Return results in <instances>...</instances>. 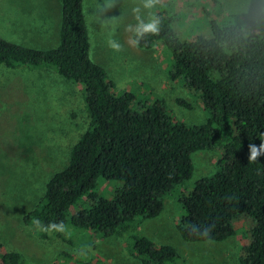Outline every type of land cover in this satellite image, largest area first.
<instances>
[{
    "label": "trees",
    "instance_id": "trees-1",
    "mask_svg": "<svg viewBox=\"0 0 264 264\" xmlns=\"http://www.w3.org/2000/svg\"><path fill=\"white\" fill-rule=\"evenodd\" d=\"M157 14L159 31L136 35L135 41L144 49L162 45L171 58V79L200 95L210 115L203 125L174 122L163 101L143 113L134 111V96L116 93L105 68L92 60L84 0H62L57 48L38 50L0 37V66L54 68L84 87L90 118L67 166L50 178L25 223L38 226L44 237L68 225L105 238L123 236L137 218L160 216L166 196L192 179L193 154L221 142L218 172L180 197L185 215L179 233L190 243L223 242L236 234L235 221L246 215L254 226L241 263L264 264V26L213 22L210 38L182 41L167 13ZM250 146L258 151L255 160L249 158ZM100 179L121 184L114 199L96 193ZM85 198L90 208L70 216ZM130 240L142 264H179L173 246L139 234ZM0 264L28 263L20 253L0 252Z\"/></svg>",
    "mask_w": 264,
    "mask_h": 264
},
{
    "label": "rangeland",
    "instance_id": "rangeland-1",
    "mask_svg": "<svg viewBox=\"0 0 264 264\" xmlns=\"http://www.w3.org/2000/svg\"><path fill=\"white\" fill-rule=\"evenodd\" d=\"M155 1L145 7L148 0H84L92 60L105 68L116 93L134 96V111L143 113L163 101L174 122L203 125L210 115L200 95L171 79V58L160 43L152 49L136 43L135 28L165 12L180 40L210 38L213 22L264 26V0ZM61 21L62 0H0V37L9 42L57 48ZM84 96L83 86L65 80L54 68L0 66V252L20 253L28 264H142L131 250V236L139 234L176 248L179 264H242L252 218L237 219L236 234L223 242H186L178 230L185 215L180 197L199 179L218 172L221 142L193 154L192 179L166 196L160 216L137 218L123 236L105 238L68 225L44 237L38 226L25 223L50 178L67 166L71 149L89 129ZM120 185L100 179L96 193L114 199ZM90 206L85 198L70 216Z\"/></svg>",
    "mask_w": 264,
    "mask_h": 264
},
{
    "label": "clouds",
    "instance_id": "clouds-1",
    "mask_svg": "<svg viewBox=\"0 0 264 264\" xmlns=\"http://www.w3.org/2000/svg\"><path fill=\"white\" fill-rule=\"evenodd\" d=\"M150 0H148V2L145 3V7H150ZM159 24H160V20L159 18H152L150 19L148 22H143L141 21L140 23L137 24L136 28H135V33L138 37L143 36L145 33H155L159 31ZM112 47L114 48H119V44H116L115 42L112 43ZM251 148V155H250V159L255 160L257 155H258V151L256 149L255 146H250ZM261 150H264V144L261 145ZM51 227H58L57 225H51Z\"/></svg>",
    "mask_w": 264,
    "mask_h": 264
}]
</instances>
